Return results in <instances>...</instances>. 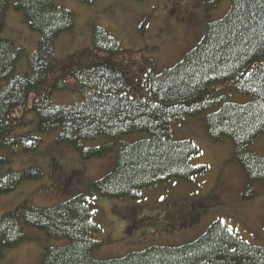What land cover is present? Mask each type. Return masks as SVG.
I'll return each instance as SVG.
<instances>
[{
    "label": "trees",
    "instance_id": "1",
    "mask_svg": "<svg viewBox=\"0 0 264 264\" xmlns=\"http://www.w3.org/2000/svg\"><path fill=\"white\" fill-rule=\"evenodd\" d=\"M12 1L29 29L40 36L32 54L2 38ZM225 1L230 5L225 18L209 25L181 62L159 72L152 61L144 66L138 53H127L126 65L119 64L117 57L123 54L117 43L105 31L100 38L95 28L89 53L85 48L72 59L58 62L54 41L73 28L72 13L52 0H0V167L10 166L16 155L34 153L44 136L54 134L47 139L52 183L65 193L56 176L72 175L73 170L59 166L71 159L67 150L57 151L54 144L70 147L83 161L116 152L112 171L80 195L51 208H37L29 200L2 214L0 260L7 251L30 242L25 230L33 229L48 239L67 242L45 247L40 264H264V247L243 242L219 221L184 245L150 246L104 261L92 256L102 245L95 240L100 231L95 201H141L150 188L204 173L191 164L197 147L191 141L174 139L175 130L189 118L207 114L208 137L215 142L226 138L234 144L247 192L251 184L264 183V158L249 149L264 133V0H203L205 12ZM20 57L26 58L29 68L23 76L15 73ZM216 82L243 88L250 101L237 105L205 98L208 87ZM30 92L35 98L31 106H25ZM67 95H76L77 101L54 102ZM134 133H145L148 138L133 144L121 142ZM102 137L105 143L88 146ZM43 176L38 166L0 170V196L41 181ZM141 206L132 204L130 213L135 215ZM188 215L170 218L161 233V229L150 230L143 239L180 231Z\"/></svg>",
    "mask_w": 264,
    "mask_h": 264
},
{
    "label": "rangeland",
    "instance_id": "2",
    "mask_svg": "<svg viewBox=\"0 0 264 264\" xmlns=\"http://www.w3.org/2000/svg\"><path fill=\"white\" fill-rule=\"evenodd\" d=\"M54 1L72 11L75 16L74 31L56 41L58 59L66 58L84 46L88 49L89 43L86 40L91 39V28L99 26L112 34L129 54L138 53L142 63L152 61L157 70H163L178 63L183 52L195 44L204 29V21L200 16L203 0H94L90 4H81L78 0ZM218 7L213 10L206 23L222 18L229 9V2H222ZM191 9L199 10V17L197 21L194 15V23L190 26L187 24V12ZM9 17L10 26H13L16 17L22 19V14L9 9L3 38L11 40L17 46H23L27 54L32 53L29 50L33 45L30 35L36 37L37 34L21 22L18 32L15 28H8V32L16 37L9 35ZM125 58L126 55L117 57L118 63L126 65ZM23 60L26 62L23 58L17 64L20 72L24 71ZM75 97L76 95H67L63 97V101L54 102L69 104L77 101ZM237 97L239 100L232 98V101H248L247 97ZM204 119L203 115L189 121L175 132L174 139L191 141L200 149L201 153L192 160V165L207 167L205 174L192 182L175 181L147 190L146 204L141 208L146 212V217L138 212L135 215L130 213L129 207L133 202L97 200L99 206L94 216L100 231L95 240L102 245L92 254L95 260L121 258L150 246L181 245L196 239L207 226L209 228L217 221L227 225L243 242L264 247V183H253L250 190L254 194L249 198L245 197L246 177L236 163L232 143L229 140L218 145L211 143L206 135ZM50 135L42 138L34 153L16 155L10 166L0 167V170L12 168L21 171L23 168L38 166L44 174L41 181L25 183L13 193L0 196V216L29 200L35 207H53L81 194L86 186L88 188L112 171L116 152L109 153L104 159L83 161L70 147L54 144L57 151L67 150L66 156L75 162L61 161L59 165L66 171L73 170L72 175L56 176V181L66 190L62 193L58 190V184L52 183L50 146L47 142ZM147 138L145 133H134L124 137L121 142L133 144ZM105 141V137H102L88 146L97 147ZM250 150L264 157V135L250 146ZM37 190L39 191L36 192ZM186 214H189L185 226L188 232H180V236L184 234L178 239L172 233L158 234L154 240L143 239L150 229L159 231L170 218L184 217ZM28 230L34 233H29ZM26 236L30 242L7 251L0 264H40L45 247L67 244L65 240L48 239L45 234L32 229H27Z\"/></svg>",
    "mask_w": 264,
    "mask_h": 264
}]
</instances>
